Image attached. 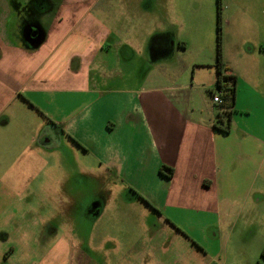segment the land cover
<instances>
[{
    "label": "crops",
    "instance_id": "0c3cea01",
    "mask_svg": "<svg viewBox=\"0 0 264 264\" xmlns=\"http://www.w3.org/2000/svg\"><path fill=\"white\" fill-rule=\"evenodd\" d=\"M35 1L0 0V172L30 164L32 150L53 154L48 162L58 166L65 145L92 155L126 201L141 202L169 232L129 251L106 236L103 264H256L264 249V126L255 134L235 118L229 132L214 126L222 111L212 99L216 62L171 61L172 48L159 45L166 19L158 0ZM242 4L235 1L252 19L264 16V0ZM250 50L264 58V43ZM223 59L237 86L232 58ZM97 206L87 213L98 216ZM71 249L63 247L61 264H72Z\"/></svg>",
    "mask_w": 264,
    "mask_h": 264
},
{
    "label": "rangeland",
    "instance_id": "374dc122",
    "mask_svg": "<svg viewBox=\"0 0 264 264\" xmlns=\"http://www.w3.org/2000/svg\"><path fill=\"white\" fill-rule=\"evenodd\" d=\"M235 1L245 5L250 0H220L222 54L223 58H232L235 72L240 74L233 118L238 121L237 127H247L255 134L264 126V58L256 61L250 49L264 43V16L252 19L237 9ZM218 3L219 0H158L159 15L167 20L159 45L172 48L168 54L173 63L216 62ZM209 71L203 72L204 78H208ZM243 74L254 82L250 84ZM193 76L190 69L189 77ZM64 96L70 97V93ZM66 147L63 146L59 166L48 162L54 160L53 154L32 150L30 164L15 165L9 173L1 170L12 177L0 180V264H39L45 255L49 257L46 264L54 255L57 262L50 264H61L67 249L63 253L61 250L66 244L72 248V264H103L109 248L103 245L106 236H114L126 251L131 243L143 241L141 247L146 245L148 237L169 238V232L160 229L155 215L144 211L141 202L126 201L123 187L92 155ZM91 202L99 203L100 214L96 217L87 213ZM104 206L107 207L102 212ZM183 216L177 215L180 220ZM193 234L201 237L202 232L196 229ZM251 250L256 253L254 246ZM110 255L113 258L112 252Z\"/></svg>",
    "mask_w": 264,
    "mask_h": 264
},
{
    "label": "trees",
    "instance_id": "16d2710c",
    "mask_svg": "<svg viewBox=\"0 0 264 264\" xmlns=\"http://www.w3.org/2000/svg\"><path fill=\"white\" fill-rule=\"evenodd\" d=\"M220 0L218 3V38H217V60L215 63L218 77L216 81V88L223 91V102L221 103L222 111L219 112L215 117L214 126L223 131V132H229L231 128V121L233 118V112H234V104H235V96H236V75L233 73L226 74L225 71H228L230 67L227 65V63L223 59L222 54V22H221V6H220ZM161 172L172 176L174 170L172 167L162 165L160 168ZM137 195L142 198L145 202H147L149 205L151 203L144 198L142 195L137 193ZM152 206V205H151ZM264 260V250L261 253V259H259L256 264H262Z\"/></svg>",
    "mask_w": 264,
    "mask_h": 264
},
{
    "label": "built area",
    "instance_id": "2783aa9c",
    "mask_svg": "<svg viewBox=\"0 0 264 264\" xmlns=\"http://www.w3.org/2000/svg\"><path fill=\"white\" fill-rule=\"evenodd\" d=\"M222 95H223V91L218 89V90L215 91V92L213 93V95H212V99H213V101H214L215 103H219V104H221V103L223 102V97H222Z\"/></svg>",
    "mask_w": 264,
    "mask_h": 264
},
{
    "label": "flooded vegetation",
    "instance_id": "af4514ba",
    "mask_svg": "<svg viewBox=\"0 0 264 264\" xmlns=\"http://www.w3.org/2000/svg\"><path fill=\"white\" fill-rule=\"evenodd\" d=\"M36 3H38V5H39V3H40V1H38V0H36L35 1ZM73 139V138H72ZM74 141H76L75 139H73ZM77 142V141H76ZM91 205L90 206H88V208H87V211L90 213L92 210L93 211H96L95 209H96V206L99 204L98 202H95V203H93V202H91L90 203ZM92 211V212H93Z\"/></svg>",
    "mask_w": 264,
    "mask_h": 264
},
{
    "label": "water",
    "instance_id": "95a60500",
    "mask_svg": "<svg viewBox=\"0 0 264 264\" xmlns=\"http://www.w3.org/2000/svg\"><path fill=\"white\" fill-rule=\"evenodd\" d=\"M44 36V35H43ZM42 41V39H40L38 42H37V45L40 44V42Z\"/></svg>",
    "mask_w": 264,
    "mask_h": 264
}]
</instances>
